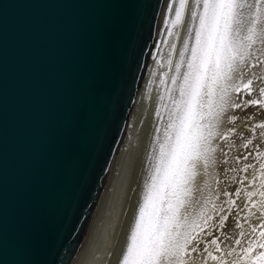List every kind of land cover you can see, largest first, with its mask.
<instances>
[{"label": "water", "instance_id": "95a60500", "mask_svg": "<svg viewBox=\"0 0 264 264\" xmlns=\"http://www.w3.org/2000/svg\"><path fill=\"white\" fill-rule=\"evenodd\" d=\"M153 3L0 0V264L69 263L147 74Z\"/></svg>", "mask_w": 264, "mask_h": 264}, {"label": "bare ground", "instance_id": "6f19581e", "mask_svg": "<svg viewBox=\"0 0 264 264\" xmlns=\"http://www.w3.org/2000/svg\"><path fill=\"white\" fill-rule=\"evenodd\" d=\"M168 2L154 0L153 20L147 29V41L153 30L154 46L147 74L129 113L123 138L110 159L108 156L93 185L90 207L88 204L86 217L83 214L79 222L81 232L74 241L68 264H120L135 217L144 204L146 185L150 183L160 146L165 143L173 101L179 98L178 87L187 70L189 53L181 57L180 52L185 41L192 43L187 25L175 30L178 36L168 34L170 25H165ZM173 44L175 48L171 47ZM260 48L258 42L252 51L261 56ZM249 63L254 64L255 60ZM138 73L137 69L133 81ZM257 75H264V68H253L242 77L244 82L254 81L250 95L242 89L238 96L229 88L224 111L216 119L209 118L214 125L209 146L215 151L210 153L207 162L200 160L192 169L194 175L187 185L190 191L185 193L180 211L189 222L203 225L207 217L211 220L205 231L196 229L197 252L186 258V264H202V260L216 264L203 252L204 247L217 257L231 252L232 255H224L225 264H248L243 249L254 241L264 243L260 235L264 232V128L256 127L264 124V108L250 104L232 107L240 99H260L257 89L264 85ZM173 76L176 83L172 82ZM214 100L220 103L218 95ZM221 207L226 210L222 215L229 217L225 229L218 227L217 212ZM237 222L239 228L235 226ZM213 238H219V253L209 242ZM236 240L241 243L236 244ZM260 251L264 249L254 244L253 254Z\"/></svg>", "mask_w": 264, "mask_h": 264}, {"label": "snow or ice", "instance_id": "6c2138e0", "mask_svg": "<svg viewBox=\"0 0 264 264\" xmlns=\"http://www.w3.org/2000/svg\"><path fill=\"white\" fill-rule=\"evenodd\" d=\"M167 12L168 34L178 36L175 30L187 25L186 31L192 39L191 45L184 42L180 52L181 57L185 52L189 53L187 70L178 87L179 98L173 101L165 143L160 146L150 183L146 185L144 204L135 217L120 264H186V258L197 252L196 229L205 231L211 217L201 225L196 221L189 222L180 210L184 207L185 193L190 191L187 185L194 175L192 169L200 160L207 162L210 153L215 151L209 146L213 136L211 128L214 127L209 118L216 119L224 111L229 88L238 96L242 89L250 95L254 81L247 79L244 82L242 77L253 68H264V58H261L264 56V0H169ZM258 42L261 56L252 51ZM171 47L175 48V45ZM249 60H255V63L251 64ZM179 67L178 64L177 69ZM257 79L264 85V75H257ZM172 82L176 83L175 76ZM257 90L260 99H240L232 107L250 104L264 108V86ZM217 95L219 104L214 100ZM256 127L264 128V124ZM225 211L221 207L217 212L221 229L226 228L229 219L222 215ZM235 226L239 228V222ZM260 235L264 237V232ZM218 239L209 241L217 253L221 251ZM240 243L236 240V244ZM257 243L264 249V243L258 241L243 249L248 264H264V251L253 254ZM203 252L216 264H225L224 255H232L229 252L217 257L207 247ZM202 264L207 262L202 260Z\"/></svg>", "mask_w": 264, "mask_h": 264}]
</instances>
